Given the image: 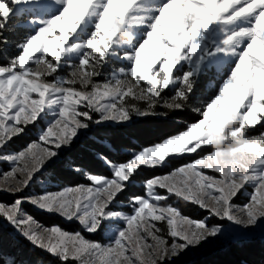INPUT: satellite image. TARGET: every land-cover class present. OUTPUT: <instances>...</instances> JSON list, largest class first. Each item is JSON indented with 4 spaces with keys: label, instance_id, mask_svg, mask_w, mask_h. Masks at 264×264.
<instances>
[{
    "label": "snow or ice",
    "instance_id": "obj_1",
    "mask_svg": "<svg viewBox=\"0 0 264 264\" xmlns=\"http://www.w3.org/2000/svg\"><path fill=\"white\" fill-rule=\"evenodd\" d=\"M35 9L49 17L35 19L7 59L0 53V161L12 165L0 191L24 193L93 123L186 110L199 118L128 159L100 157L110 176L75 169L86 184L0 202V218L62 264H172L223 234L208 217L185 215L181 201L245 228L264 223V0H0V37ZM213 69L212 94L197 102ZM38 122L35 140L5 154ZM160 167L170 171L144 178L145 194L123 210L122 194ZM26 203L107 242L43 226Z\"/></svg>",
    "mask_w": 264,
    "mask_h": 264
},
{
    "label": "trees",
    "instance_id": "obj_2",
    "mask_svg": "<svg viewBox=\"0 0 264 264\" xmlns=\"http://www.w3.org/2000/svg\"><path fill=\"white\" fill-rule=\"evenodd\" d=\"M10 31L6 39L11 45L3 52L4 59L8 58L9 53L17 51L13 50L14 43L18 42L17 36L20 34L21 38L26 35L24 29L19 28L17 31L10 29ZM26 31L29 32L28 29ZM212 75L213 72L211 71L209 75L199 79V90L196 93L197 102L212 94L208 90L209 85L207 83V79ZM159 111L164 112L165 110L160 108ZM198 118L191 110H186L171 113L166 118L149 116L128 124L101 125L90 129L88 135L78 139L64 153L63 161H58L55 165L49 166L48 179L53 182L54 188H61L87 182L85 175L75 171V169H82L85 173L90 171L107 176L109 175L108 167L100 157L107 154L117 161L128 159L133 151L158 142L161 138L177 131L182 127L178 121H194ZM31 138L24 141L29 142L33 139ZM20 140L17 138V141ZM25 142H21L19 146H24ZM157 173L158 170L155 169L149 177L157 175ZM39 191L42 190L39 189ZM0 200L10 203L12 199L11 197H1ZM24 207L26 212L43 226L58 225L67 231L78 230L75 223L65 222L57 215L40 212L25 205ZM182 211L185 215L196 219H203L208 215L207 211L199 210L187 203L183 204ZM208 218L213 225L222 224L218 219ZM0 264H62V262L49 253L32 246L26 239L15 233L11 227L0 221ZM70 264H75V262H70ZM178 264H264V238L254 237L229 242L215 251L207 249L193 259H184Z\"/></svg>",
    "mask_w": 264,
    "mask_h": 264
},
{
    "label": "rangeland",
    "instance_id": "obj_3",
    "mask_svg": "<svg viewBox=\"0 0 264 264\" xmlns=\"http://www.w3.org/2000/svg\"><path fill=\"white\" fill-rule=\"evenodd\" d=\"M48 17H49V11L46 10V9H35L34 11H31V12L26 11L22 15H20L19 18H15L14 17L9 22V27L4 32V35L2 37H0V40H3L4 41V43H0V53L3 54V52L11 45L10 42L6 39L7 34H9V32H11L10 29H13L15 31H17L19 28L20 29H24L25 30V34H27V33L31 32L33 30V27H34L33 21L35 19H37V18H44V19H46ZM27 29L29 30V32L26 31ZM22 34H23V32H22ZM20 36H21L20 34L17 36V38H18L17 41L18 42L22 41V39H23V37L20 38ZM18 42L17 43H14L13 50H17L16 45L18 44ZM6 52H5V54H6ZM5 59H7V58H5ZM211 71L214 74V69H213V70H210L207 75H209ZM106 75H107V73H106ZM218 83H219V81H218ZM155 117L164 118L165 116L161 115V116H155ZM140 118H143V117H134L131 122H133V121H135L137 119H140ZM48 119H51V117H48L43 123L46 124L47 121H48ZM131 122H129V123H131ZM126 124H128V123H126ZM101 125H113V126H115V125H119V124L112 123V122L101 123V124H95V123H93L90 126V129H93V128L98 127V126H101ZM42 126L43 125L40 122H38L37 125H36V127L35 128H31L30 127L29 130L26 131V134H24L22 136H19V137H14L12 139V141L9 142L8 146L6 147V149L4 150L5 154L11 153V152H17L19 150H22L25 146H27V144H29L31 141H33V140H35L37 138L38 130ZM90 129L84 131L83 134L80 135L78 139H80L81 137H83L85 135H88ZM30 137L33 138V139L31 138L32 139L31 141H29V142H25L24 141L25 139H29ZM17 138H20L21 140L20 141H17ZM21 142H25V145L24 146H21V145L19 146V144ZM69 149H66V150H63L62 151V155H61V157H60V159L58 161H63L62 160L63 157H64L63 155ZM189 159H191V157L185 156L183 159H177V160H175L174 161V164L175 165H178L180 163L186 162ZM11 166L12 165L9 162L0 161V172H6V171L10 170ZM49 169H50L49 166H47L45 169H43L41 171V173H38L37 174V177L35 179V183H33L28 189H26L24 193H18L16 195H13V194H11V193H9L7 191H0V198L1 197H4V198L11 197V199H12L11 202L10 203L9 202L6 203V204H11L17 198V196H20V195H33V194L41 193V192L48 191V190H56V189H59V188H54V186L52 184L53 182L48 179L49 173H50V170ZM108 170H109V168H108ZM153 170H155V169H144L143 172H142V174H141V176L137 178V181L138 182L135 183L134 186L130 187L129 189H127L122 194V196L120 197V199L122 200V202L126 206L123 210L127 211L131 207V205L128 204V200L132 196L145 194V189L142 186L141 181L144 178L149 177L150 173ZM156 170H158L157 175H163V174H166L167 172H169L170 171V168L160 167V168H156ZM110 175H111V172L109 170V175H107V176H110ZM86 183H81V184H86ZM51 186H53V188H50ZM39 189H41L42 191H39ZM139 191H141V192H139ZM159 191L161 193H163L165 190H162L161 189ZM250 191L251 190L246 191L243 196H240L239 199L236 200V203L237 204L245 203L247 201L249 195H250ZM170 199L174 200V198H170ZM0 202H3V201L0 200ZM178 203H179L180 208L182 209V206H183L184 202L181 201V202H178ZM187 204H191V203H187ZM24 205L25 206L32 207L33 209H35L37 211H40V212L57 215V216H59L65 222L75 223L78 226V230H76L74 232H72V231H69V232L75 233V232L79 231V232L83 233L88 239L98 240L101 243H106L107 242L104 239L103 234L96 235V234H90V233H87L86 231H84L83 227L75 219H73V220H67L66 218H64L63 216H61L59 214L49 213L47 211L40 210L37 207H35V206H33V205L29 204V203H26ZM24 205H23V208L25 210ZM192 205L195 206V207H197V209H199V210H204V209H201V208H199L198 206H196L194 204H192ZM206 217H211V216L208 213V215ZM191 218H193V217H191ZM213 218L218 219L219 221H221L222 224H219V225L223 229V234L220 235V236H218V237L209 238V240L207 242L202 243L200 246L192 247V248L188 249L185 253L181 254L180 257L174 258V261L172 262V264H178L179 262L183 261L184 259H193L198 254L202 253L203 251H205L207 249H210L212 251H215V250L219 249L220 247H223V246L227 245L229 242H235V241H238V240L248 239V238H254V237L264 238V223L258 222V224L255 225V226H250V227L245 228V227L240 226V225H235V224H233L232 222H230V221H228L226 219L225 220H220L219 218H216V217H213ZM194 219H196V218H194ZM0 221L2 223H4L5 225L11 227L13 229V231H15V233H17L18 235H20L21 237H23V235L19 232V230L16 229L7 220H5L3 218H0ZM23 238L26 239L25 237H23ZM30 244L32 246H34L32 243H30ZM34 247H36V246H34ZM38 249H40V248H38ZM43 252H46V251H43Z\"/></svg>",
    "mask_w": 264,
    "mask_h": 264
}]
</instances>
